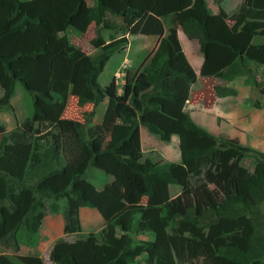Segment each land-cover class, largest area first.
Returning <instances> with one entry per match:
<instances>
[{"label":"trees","instance_id":"obj_1","mask_svg":"<svg viewBox=\"0 0 264 264\" xmlns=\"http://www.w3.org/2000/svg\"><path fill=\"white\" fill-rule=\"evenodd\" d=\"M222 2L214 0V14L206 0H0V112L17 128L7 133L0 123L1 248L18 253L19 236H33L35 246L45 215L59 213L65 234L77 238L53 243V264H264V153L214 135L185 110L197 75L179 29L202 57L200 77L242 78L264 96V0H242L231 13ZM91 25L99 40L102 31L111 33L95 56L67 34ZM123 33L159 40L145 63L125 69L119 94L114 77L102 87L97 76L127 45ZM17 82L34 98L32 115L21 121L9 104ZM215 92L237 95L231 87ZM71 97L80 108L92 106L83 113L87 127L75 119L65 131L52 121L35 123L42 115L36 98L65 106ZM105 99L102 122L92 124ZM141 127L162 143L176 138L193 170L146 157ZM106 153L113 171L97 159ZM249 157L252 170L241 164ZM80 208L94 209L103 228L83 233ZM15 258L44 264L34 254ZM0 264L17 263L1 254Z\"/></svg>","mask_w":264,"mask_h":264},{"label":"rangeland","instance_id":"obj_2","mask_svg":"<svg viewBox=\"0 0 264 264\" xmlns=\"http://www.w3.org/2000/svg\"><path fill=\"white\" fill-rule=\"evenodd\" d=\"M206 1L208 3L207 5L215 12L214 14H216L218 12V7L214 4V0ZM241 1L242 0H223L224 7H222L226 12L231 13L241 4ZM216 18L217 17L211 18L210 22L208 21L207 26L209 27L213 25L212 22H214ZM118 22L121 23V26L124 28L121 20ZM67 34L71 44L81 48L84 53L95 56L99 53L101 45L109 41L108 36L111 33L106 30L102 31L100 35L101 40H99L97 39V34L93 25H91L87 31L81 35L74 34L72 29H68ZM59 35H62V33ZM123 35L125 34L123 33ZM125 36L128 39L127 45L120 52L116 53L103 63L102 72L97 76V80L102 87L107 86L114 76L118 85L119 94L122 92L123 86V84H121V78H123L121 73L125 72V69L128 67L135 68V66L145 63V61H147L156 48L158 42L156 38L152 37L130 36L129 34H126ZM118 37H121V35ZM199 69L200 66L198 67V63H195V74L198 75V78L194 89H192V95L187 105V107H191V105L195 106V123L203 126L214 135H221L224 138L240 141L239 143L242 145L249 146L264 153V131H262L259 126L256 125V132L253 137L257 139H254V141L252 140L253 138H249L246 134L248 132H252V129L251 125L249 124L250 121H246L245 118L247 117L244 116L246 113H249L251 109L264 108V96H261L258 90L253 86L245 84L242 78H237L231 82H224L216 78H203L199 75ZM216 87L235 88L237 95L234 97H218L215 92ZM1 95L2 92H0V104L2 103ZM35 101L42 113V115L34 117L36 124L39 122L52 121L58 125L59 131H65V122L69 119L80 121L85 125V127L89 125V123H85L83 113L91 111V105H86L85 107L80 108L77 105L76 99L73 97L69 99L65 106H48L38 98H36ZM33 103V96L25 91L22 85L17 82L15 85V94L9 101V104L13 106L18 121H21L25 117L32 115L34 110ZM107 106L108 100L105 99V101L96 108L95 117L92 120V124H100L102 122V118ZM238 107L240 110H237ZM187 110L193 111V109L190 108H187ZM219 110H223L222 114L223 112L228 114L230 119L225 120L224 122H221L220 120L217 121L216 113ZM0 123L6 127L7 133L17 129L14 126L13 121L9 118L8 112H0ZM117 125L124 126L123 123H119ZM58 130L56 131L58 132ZM142 131L144 137L147 134L152 139H144V142L142 143L144 155L146 157L154 160L156 163L162 161L175 163L185 162L190 170H193L194 165L193 163H190L188 156L178 150L176 138H172L168 143H162L157 137L150 135L145 128H142ZM97 159L106 165L109 171L114 170L115 160L111 155L106 153L98 156ZM241 164L249 170H252L253 168V161L251 157L243 160ZM94 174H96L102 180L105 179V174L99 170H96ZM89 180H91V182L98 188L100 181L96 180L94 182V180L91 178ZM178 192V187L171 188L172 194H176ZM49 204L50 201H46L47 207ZM61 205H63V201H60V206ZM36 237L38 238L39 236ZM144 237L146 239V236L144 235L134 236V238L138 240L143 239ZM18 242L20 248L18 253H16L17 255H32L34 247H36L40 253H45L47 251L45 242L42 244L37 243L35 246H33V236L29 237V239L25 236H19ZM0 254L7 255L17 264H21V262L15 258L16 254H14L11 249L6 250L0 248ZM137 261V264H147L141 258L137 259Z\"/></svg>","mask_w":264,"mask_h":264},{"label":"crops","instance_id":"obj_3","mask_svg":"<svg viewBox=\"0 0 264 264\" xmlns=\"http://www.w3.org/2000/svg\"><path fill=\"white\" fill-rule=\"evenodd\" d=\"M222 6L224 7L223 2H222ZM143 37H146V36H143ZM178 37H179L183 52H184V54H185V56H186V58L190 64L193 72L195 73V63H198V67L201 66L202 57L199 54L198 49L195 47L194 42L189 41L187 39V37L185 36V34L180 29L178 30ZM156 39L159 40L158 38H156ZM157 44H158V42H157ZM121 74L124 78L125 72H122ZM123 78H121V82H122L121 84L124 83ZM197 78H198V75H197ZM194 86H195V83L191 86L190 93H189V99L192 95V89H194ZM189 99L185 104V109H186V111H188L190 113L192 120L195 122V106L191 105V107H187V105L189 103ZM187 108L193 109V111H189V110H187ZM237 110H240V108L238 107ZM222 111L223 110H219L217 112L218 115L216 113L217 119H219L221 122H224L225 120H229L230 118L228 117V114H226L225 112H223V114H222ZM240 114H242V113H240ZM244 116L247 117V118H245L246 121H248V122L250 121L249 124L251 125V129H252V132H248L249 134L247 133L246 135H248L249 138H253L252 140L257 139L255 137H253V135L256 132L255 126L258 125L259 128L262 131H264V108L251 109L250 112L246 113ZM237 120H238V118H237ZM231 121H233V120H231ZM242 122H243V120H242ZM142 128L143 127L140 128V139H141V147H142V150L144 152V149L142 146L144 139H146V140H152V139L147 134L145 135V137L143 136ZM79 219H80L81 228H82L83 233H89V232L96 233L103 228V220L100 217V215L94 209L80 208L79 209ZM88 229H90V230H88ZM38 236L39 237H38V240L36 243L42 244L45 242L46 247H47V251L45 253H40L39 250L36 249V247H34L33 248V254L39 256L42 259L44 264H53L49 260V252L51 250L53 243L57 239L63 238V239H66L68 241H73L74 238L75 239L77 238V235L65 234L64 223H63V220L61 218V214H59V213H57V214L48 213L45 215V217L42 221L41 227L39 229ZM143 239H145V237Z\"/></svg>","mask_w":264,"mask_h":264},{"label":"clouds","instance_id":"obj_4","mask_svg":"<svg viewBox=\"0 0 264 264\" xmlns=\"http://www.w3.org/2000/svg\"><path fill=\"white\" fill-rule=\"evenodd\" d=\"M124 84V83H123ZM142 148V147H141ZM142 152H143V150H142ZM143 154H144V152H143ZM1 248V247H0ZM3 249V248H2ZM1 255V254H0Z\"/></svg>","mask_w":264,"mask_h":264}]
</instances>
